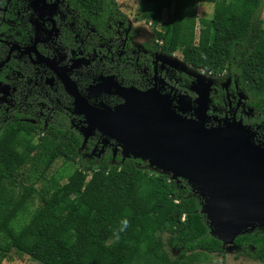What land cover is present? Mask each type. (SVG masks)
<instances>
[{
	"label": "trees",
	"instance_id": "obj_1",
	"mask_svg": "<svg viewBox=\"0 0 264 264\" xmlns=\"http://www.w3.org/2000/svg\"><path fill=\"white\" fill-rule=\"evenodd\" d=\"M67 1L91 23L122 18L114 0ZM199 5H211L209 18H197ZM261 7L262 0H141L140 18L150 26L161 53L179 51L182 62L191 68L225 71L230 81L236 79L254 116L242 122L262 128ZM211 99L206 113L215 114L212 106L220 102ZM42 128V123L17 120L0 123V262L14 250L38 264H176L193 252L222 250L223 243L210 235L200 213V199L185 182L150 175L142 170L145 164L140 160H122L108 151L70 169L68 164L79 160V155L89 154L88 146L82 147L75 134L51 125L33 144L34 132ZM56 160H61L62 170L39 190L17 184L15 175L23 166L39 165L44 173ZM61 180L65 182L60 184ZM33 195L40 206L29 212L27 203ZM125 219L128 226L117 238ZM164 234L177 251L173 261L163 250ZM246 244L264 252V232L253 230L233 240L234 246Z\"/></svg>",
	"mask_w": 264,
	"mask_h": 264
},
{
	"label": "flooded vegetation",
	"instance_id": "obj_2",
	"mask_svg": "<svg viewBox=\"0 0 264 264\" xmlns=\"http://www.w3.org/2000/svg\"><path fill=\"white\" fill-rule=\"evenodd\" d=\"M33 1L0 0L1 124L42 123V132L55 126L78 136L82 147L89 148L85 156L96 153L97 159L105 151L113 157L120 152L112 138L88 129L85 105L92 115L103 117L123 105L126 92L151 91L164 96L177 114L182 110L185 119L194 118L190 87L196 77L170 62L168 54L157 53L154 41L137 46L121 12L120 19L91 23L67 0ZM231 84L229 79L227 88L216 86L209 93L208 107L211 98L220 104L212 106L215 114L206 113V127L231 114L241 122L248 118L245 99L235 96ZM163 104L152 108L159 111ZM101 136L106 141L102 146Z\"/></svg>",
	"mask_w": 264,
	"mask_h": 264
},
{
	"label": "water",
	"instance_id": "obj_3",
	"mask_svg": "<svg viewBox=\"0 0 264 264\" xmlns=\"http://www.w3.org/2000/svg\"><path fill=\"white\" fill-rule=\"evenodd\" d=\"M122 97L123 105L103 117L85 105L88 129L112 138L122 160L138 159L186 181L203 199L200 213L210 235L223 244L255 223L264 231V148L249 141L240 123L206 127L208 104L196 105L194 118L185 119L151 91Z\"/></svg>",
	"mask_w": 264,
	"mask_h": 264
},
{
	"label": "rangeland",
	"instance_id": "obj_4",
	"mask_svg": "<svg viewBox=\"0 0 264 264\" xmlns=\"http://www.w3.org/2000/svg\"><path fill=\"white\" fill-rule=\"evenodd\" d=\"M35 2V0L33 1ZM116 5L119 11L124 15L126 18V22L130 30L135 37L136 45L139 46L140 44H150L153 43V35L151 32V28L148 24H145L140 18V11H141V0H116ZM212 7L211 5H199L196 9V16L197 18H209L211 15ZM261 20H264V0H262V7L259 14ZM135 29V32L133 31ZM160 29V28H158ZM195 33H197V25L195 27ZM160 51L158 50L157 53ZM168 60L170 62H176L175 64L179 65L182 69H186L189 71L194 77H196L195 82L191 84V91L195 93L194 99V108L196 105H199L201 108L207 106L209 102V93L213 92L212 89L218 86L221 89L227 88L229 84V77L225 71L215 72V73H204L201 70L191 68L187 64L183 63L181 60V55L179 51H175L171 54L167 55ZM234 87L235 96L241 100H244L245 97L243 92L239 88L238 81L232 82ZM238 99V100H239ZM181 100V102H180ZM178 103L180 107H185V112L189 110L186 108V105L182 103V99H180ZM178 106V105H177ZM178 106V107H179ZM179 107V108H180ZM193 111V110H192ZM245 116L248 118H254L252 111L250 109L244 110ZM209 117V116H208ZM210 118V117H209ZM208 118V119H209ZM240 123L241 128L245 131V135L248 136L249 141L254 145H259L264 148V124L263 127L260 128V124H253L252 127L245 125L243 122L239 121V119H235L234 115H230L228 117H224L220 120V124H229L232 126L233 124ZM86 131V129H85ZM42 131L38 130L34 132L31 142L36 144L38 139L40 138ZM91 134V132H88ZM88 136V135H87ZM105 140L103 136H101V146L105 144ZM32 154L36 156L37 151L35 150ZM79 160L75 161L74 163L68 164L70 169L76 168L79 163L86 164L90 159V156L79 155ZM92 156H96V153H93ZM144 167L142 170L146 171L150 175H158L163 174V172L156 168L153 165H149L147 162H144ZM42 167L35 164H27L23 166L18 173L15 175V179L17 184L22 187H28L32 185L36 190L46 183V179L52 176L55 171L60 172L62 170L61 160H56L53 162L51 168L46 171L42 172ZM167 176V180L173 181L176 184L179 182H185L182 179L172 175L170 173L164 174ZM65 180H61L60 184L64 183ZM187 185V184H186ZM188 186V185H187ZM190 191L192 194L195 192L192 190L191 187ZM19 189V188H18ZM17 189V190H18ZM196 196V195H195ZM199 198V197H198ZM201 204L203 199L199 198ZM40 206V200L36 195H33L31 199L27 203V209L29 212H32ZM249 232V228H246ZM253 230H257L260 232H264L260 228H258L257 223L251 228ZM246 233V234H247ZM167 236L161 235V240L163 242V250L168 258L169 261H173L177 257V251L170 247L167 243ZM0 264H38L28 258L26 255L18 256L15 254L14 250L9 251L5 257L1 260ZM176 264H264V252L258 246H254L252 244H246L245 246L238 247L234 246L231 243L225 242L223 244L222 250L217 254H207L201 252H193L191 254H187L186 258L181 261H178Z\"/></svg>",
	"mask_w": 264,
	"mask_h": 264
},
{
	"label": "clouds",
	"instance_id": "obj_5",
	"mask_svg": "<svg viewBox=\"0 0 264 264\" xmlns=\"http://www.w3.org/2000/svg\"><path fill=\"white\" fill-rule=\"evenodd\" d=\"M122 227H119L118 229H117V231H116V236H117V238H118V234H119V232H122V231H124L126 228H127V226H128V221L125 219V220H123L122 221Z\"/></svg>",
	"mask_w": 264,
	"mask_h": 264
},
{
	"label": "crops",
	"instance_id": "obj_6",
	"mask_svg": "<svg viewBox=\"0 0 264 264\" xmlns=\"http://www.w3.org/2000/svg\"><path fill=\"white\" fill-rule=\"evenodd\" d=\"M116 1V0H115Z\"/></svg>",
	"mask_w": 264,
	"mask_h": 264
}]
</instances>
